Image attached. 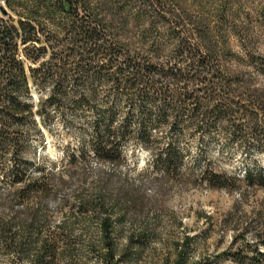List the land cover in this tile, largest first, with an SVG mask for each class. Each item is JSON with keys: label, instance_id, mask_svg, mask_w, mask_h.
<instances>
[{"label": "trees", "instance_id": "16d2710c", "mask_svg": "<svg viewBox=\"0 0 264 264\" xmlns=\"http://www.w3.org/2000/svg\"><path fill=\"white\" fill-rule=\"evenodd\" d=\"M12 2L37 5L27 20L8 15L5 21L7 13L0 12V251L16 264H86L83 247L99 264H124L142 248V236L122 252L116 243L133 205L114 171L125 164L129 143L143 145L165 178L180 175L182 141L200 133L228 136L236 128L245 139L247 131L255 132L264 149V89L255 75L231 66L258 68L264 0H11L7 6ZM46 6L59 26L49 43L35 17ZM233 38L243 55L234 52ZM48 50L53 55L42 63L36 55ZM47 85L49 112L31 92ZM53 110L75 116L89 139L61 167L37 168L25 155ZM81 112L92 121L83 123ZM93 161L112 172L90 184ZM207 174L214 188L264 189L261 171L242 178ZM57 199L59 207L51 209ZM57 214L62 221L54 226ZM259 222L255 243L230 254L238 264H264L262 215Z\"/></svg>", "mask_w": 264, "mask_h": 264}, {"label": "rangeland", "instance_id": "374dc122", "mask_svg": "<svg viewBox=\"0 0 264 264\" xmlns=\"http://www.w3.org/2000/svg\"><path fill=\"white\" fill-rule=\"evenodd\" d=\"M3 9L7 13L2 16L5 21L8 15L16 21L27 20L32 18L30 12L37 10V5L12 2ZM35 17L41 25L42 41L49 43L51 35L59 29L58 24L51 23L47 6L40 8ZM257 34L258 68L246 63L231 66L246 75H255L256 85L264 89V30H258ZM232 44L234 52L243 55L238 40L233 38ZM52 55L53 50H48L36 56H42L40 59L44 63ZM33 67L38 69V66ZM31 88L33 99H44L49 112V85L41 92ZM77 116L83 123L92 121L86 113ZM74 121L71 113L63 118L53 110L50 122L47 118L45 125H41V135L31 140L26 159L37 168L49 169L52 163L57 167L65 164L67 155L81 151L89 139ZM235 130L230 129L228 136L214 130L205 135L200 133L195 140L182 141L183 167L180 175L169 178L153 167L151 154L143 145L133 142L124 148L126 162L114 171L119 179L117 186L125 187L133 198V205L116 236V243L122 252L132 239L145 238L142 248L137 249L132 258L127 257L124 264H176L181 258L185 259V264H238L230 254L244 243L254 244L261 232L259 217L264 218V189L249 188L247 184L232 190L214 188L208 185L207 174L210 170L217 174L226 172L230 177L238 174L242 178L249 172L256 176L260 171L264 175V149L258 144L260 137L247 131L242 139ZM164 142H170L167 136ZM110 171L109 167L93 161L87 173L89 183L97 181L99 173ZM4 188L8 189L7 183ZM67 194L72 197L73 190ZM59 201L52 202L50 208L56 210ZM54 217L53 224L57 226L62 216ZM92 232L96 240V231ZM83 253L84 263L99 264L88 248L83 247ZM16 263L13 256L0 251V264Z\"/></svg>", "mask_w": 264, "mask_h": 264}, {"label": "built area", "instance_id": "2783aa9c", "mask_svg": "<svg viewBox=\"0 0 264 264\" xmlns=\"http://www.w3.org/2000/svg\"><path fill=\"white\" fill-rule=\"evenodd\" d=\"M8 1L11 0H0V12L3 8H6ZM14 1H21V2H46L49 3V0H14ZM66 2V0H57V3Z\"/></svg>", "mask_w": 264, "mask_h": 264}, {"label": "bare ground", "instance_id": "6f19581e", "mask_svg": "<svg viewBox=\"0 0 264 264\" xmlns=\"http://www.w3.org/2000/svg\"><path fill=\"white\" fill-rule=\"evenodd\" d=\"M52 2H57V0H51Z\"/></svg>", "mask_w": 264, "mask_h": 264}]
</instances>
